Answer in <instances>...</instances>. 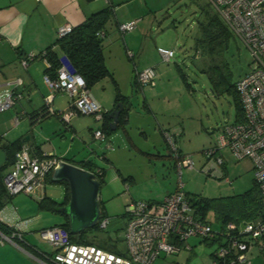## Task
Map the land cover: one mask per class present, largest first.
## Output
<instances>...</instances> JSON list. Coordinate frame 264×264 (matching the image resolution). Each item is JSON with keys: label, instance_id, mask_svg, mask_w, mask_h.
<instances>
[{"label": "crops", "instance_id": "obj_1", "mask_svg": "<svg viewBox=\"0 0 264 264\" xmlns=\"http://www.w3.org/2000/svg\"><path fill=\"white\" fill-rule=\"evenodd\" d=\"M128 4V0H108V2L105 0H0V92L12 89L22 95V98L11 109L0 113L2 116L0 118V143L19 140L22 143L21 147L28 146L33 156L44 154L54 156L61 161L93 172L97 180H100V186L105 183V169L101 165L107 166L114 172L113 181H118L124 186V195L118 194L114 197L128 196L125 198L128 200L125 208L135 201L162 202L166 196L177 190L183 170L198 171L204 174L205 169L210 167L213 174L225 175L223 173L225 161L220 154L222 149H219L211 158L206 157V153L214 149L215 144L203 148L197 154L198 158L204 160L199 169L195 168L194 162L192 169L179 168L180 161L184 157L191 158L192 156L193 158V155L189 154L190 152H184L178 144V140L184 135V129L177 123L172 124L173 119L164 116V110L159 106L161 104L160 97L163 96L165 90V86L161 85V79L167 74L166 70L161 68L160 63H170L172 58L165 61L156 51L159 60L156 58V54H153L154 59L151 58L142 68V70L155 69L154 83L149 86H140L136 82L135 70L138 69L131 63L135 58L132 48L136 49L137 46L134 44L136 35L134 36L133 32L143 19L138 13L123 14L122 10ZM107 7H112V16L99 36L103 38V54L109 74L96 82L89 90L91 93L92 89L105 82L102 85V90L103 95L107 92V97L103 96L100 97V100H96L101 106V115L99 118L73 116L69 125L66 126L62 122L61 116L69 109L68 95L53 94L50 105L48 106L46 103L47 97L52 92L43 81L44 75L51 77V73L48 72L51 65L44 57L45 51L50 48L58 57H62L63 53L57 44L58 28L66 25L71 28L77 27ZM132 21H136L133 31L122 32L119 30L120 24ZM197 25L199 37L201 33L199 24L197 23ZM232 35L235 41L242 44L233 33ZM198 37L195 38V42ZM202 50L200 45L196 47L195 59L203 56ZM206 54L212 64L211 56ZM28 56H33V59L24 68L20 61ZM175 68L181 82L187 85L180 68L177 65ZM205 70L206 68L201 69V72L204 73ZM17 81H20L21 84H17ZM135 95L140 99L136 101ZM220 95L222 94L220 93ZM117 96L121 98L118 102L116 101ZM118 103L122 104L123 109L118 116L115 130H111L109 115ZM48 109L51 112L47 111ZM106 115L109 117L108 120L105 118ZM8 124H11L14 129L5 132L4 128ZM106 125L109 131L106 130ZM96 131H101L103 138H95ZM9 136L12 139L10 141L6 140V137ZM175 155L178 156L175 157ZM217 157L222 159L221 164L215 160ZM164 158L172 161V167L178 174L177 186L174 189L156 194L149 192L144 194L136 190L128 192L131 185L134 189L138 182L151 180L159 166L157 164H160ZM153 160L159 163L154 164ZM131 163H134L135 167L131 168L129 166ZM162 166L164 165L162 164ZM101 172H103L102 177ZM50 174L52 175V173ZM52 182H48L45 178L42 188L32 196L16 195L13 197L15 199L13 203L11 200L0 210V223L21 235V240L16 241L22 244L21 247L16 242L4 241L0 243L1 251H6L5 248L8 246L18 255L25 257L24 253H26L32 257H38L40 263L51 264L50 254L53 255L55 250L52 247L50 251L43 248L44 245H49L40 239L39 232L63 224L65 218L56 213L61 216L59 222L49 226L37 225L38 230H32L34 226L30 224L31 218L28 213L34 212V205L33 207L31 205L33 201L35 202L33 204L37 206L36 209L45 212L47 210L39 208V202L43 199H51L57 203L64 200L65 187L64 195L62 193L60 198H56V193L47 188V184ZM57 184L64 186L61 183ZM136 198H145L146 200ZM20 207H24L23 211L25 208L31 210L26 213L20 212ZM124 217H126L125 209ZM207 221L212 226L209 214ZM217 224H219L217 228L213 226L212 228L216 230L222 227L218 221ZM192 241L189 244L190 250H181L174 255L162 254L152 264H212L213 250L209 249L212 245L197 238H192ZM42 244L44 245L42 246ZM202 245L207 246L209 251L201 248ZM158 260L161 262L158 263ZM251 263L264 264V248L257 245L253 247Z\"/></svg>", "mask_w": 264, "mask_h": 264}, {"label": "built area", "instance_id": "obj_2", "mask_svg": "<svg viewBox=\"0 0 264 264\" xmlns=\"http://www.w3.org/2000/svg\"><path fill=\"white\" fill-rule=\"evenodd\" d=\"M108 2V0H105ZM218 17L248 49L253 58L250 70L235 83L239 97L242 121L225 124L219 130L216 145L206 153L211 158L219 149L228 148L237 161L247 160L253 170V179L264 201V0H207ZM136 21L119 25L122 32H131ZM72 31L69 25L59 27L57 38ZM158 54L169 61L174 51L157 48ZM33 56L20 61L26 68ZM49 66V65H48ZM156 78L154 68L135 70V80L140 86L152 85ZM44 83L52 94L47 97L49 106L53 94L64 93L69 97V109L61 120L68 126L73 116L100 117L101 106L85 86L84 79L76 74L68 61L60 58L55 77L44 75ZM21 84L20 81L16 82ZM22 95L12 89L0 92V113L11 109ZM47 111L51 112L50 109ZM95 138H103L101 131ZM178 155H175L177 157ZM222 163L220 157L215 158ZM58 158L50 155L33 156L28 146H22L14 162L3 177L9 196H32L42 188L48 174L58 166ZM179 168L192 169L193 161L184 157ZM206 170V169H205ZM181 171L179 170V174ZM191 196L183 191L179 180L177 190L160 203L135 201L125 208V255H116L96 246L74 243L69 233L61 227L43 229L39 237L55 250L49 258L51 264H152L160 255H174L190 250L188 241L197 238L215 245L212 264H252L253 247L264 248V218L243 222H228L220 229H213L201 221L191 203ZM109 219L100 217L97 226L104 230ZM21 240L16 232L5 236L0 233V243ZM48 259V258H47Z\"/></svg>", "mask_w": 264, "mask_h": 264}, {"label": "rangeland", "instance_id": "obj_3", "mask_svg": "<svg viewBox=\"0 0 264 264\" xmlns=\"http://www.w3.org/2000/svg\"><path fill=\"white\" fill-rule=\"evenodd\" d=\"M128 3V6L121 9L123 14L134 12L140 14L139 16L143 19L133 32V35H136L134 44L137 46L136 49L132 48L135 58L131 63L138 70H142L151 58L154 59L153 54H156V58H158L157 48L174 51L170 63H160L161 68L166 70L167 74L161 79V85L165 86V90L163 96L160 97L161 104L159 106L164 110V116L173 119L172 124L177 123L184 129V135L178 140V144L184 152H190L189 154L193 155V158L190 156L195 168L199 169L204 162L197 156L199 151L210 147V145H216L219 130L223 125L234 122L237 113L230 94L227 92L222 95L216 93L209 83L208 76L201 72V69H208L210 63L204 48H202L203 56L195 59V51L198 46L195 38L199 35L197 23L215 13V10L207 0H128ZM220 59H223L226 65L223 67L222 62L218 65L223 67L221 71L229 77L231 83H235L243 74L247 73L253 63L248 49L235 40L228 50L220 54L216 62ZM175 65L180 68L187 85L181 82ZM103 83L100 86L95 85L96 87L94 86L95 88L91 91L97 101L100 100V97H107V92L103 95ZM138 99L140 98L135 95V100ZM13 129L14 127L8 124L4 131L10 132ZM10 138V136L6 137V140H12ZM220 154L225 161L223 168L225 175L213 174L210 167L206 168L204 174L198 171L183 170L180 180L184 185L185 193L191 197L201 196L211 199L240 195L252 187L254 179L250 162L235 160L228 148L222 149ZM153 161L154 164L159 163L156 160ZM157 165L159 166L151 180L138 182L134 189L131 185L128 192L136 190L144 194L147 192L156 194L174 189L177 186L178 174L172 167V161L164 158ZM129 166L133 168L135 164L131 163ZM101 167L105 169V183L100 186L98 201L103 205V213L109 218L110 223L105 230L95 228L87 230L84 237L102 243L103 247L113 248L115 246L119 252L124 253L126 250L124 206L128 201L125 198L128 196L114 197L118 194L124 195V186L118 181H113L114 172L112 170H109L107 166L101 165ZM47 188L56 193V198H60L62 193L64 195V186L60 184L48 183ZM136 199L146 200L145 198ZM153 199L156 200L154 197ZM14 200L13 198L12 203ZM33 203L35 202L33 201L31 204L32 207L34 205V212L28 213L31 218L30 224L34 226L32 230H38L37 227L40 225H54L61 219V216L54 212H42L36 209L37 206ZM23 208L20 207V212L26 213L31 210L25 208L23 211ZM11 211L15 214L13 210ZM209 220L214 228L219 226L213 211L209 212ZM192 242V239L188 241L189 244ZM43 248L50 251L51 247L44 245ZM201 248L208 251L209 249L214 250L215 245L210 246L209 249L202 245ZM5 250H0V264H43L36 257L26 253H24L25 257L18 255L8 246ZM159 261L157 262L159 263Z\"/></svg>", "mask_w": 264, "mask_h": 264}, {"label": "trees", "instance_id": "obj_4", "mask_svg": "<svg viewBox=\"0 0 264 264\" xmlns=\"http://www.w3.org/2000/svg\"><path fill=\"white\" fill-rule=\"evenodd\" d=\"M112 11V7H107L97 14L92 15L81 25L72 28V31L65 37L58 39L57 44L63 53L62 57H58L50 48L45 51L44 57H46L51 65L48 72L51 73L52 78L55 77L60 58L68 61L73 71L84 79L85 86L88 90L96 82L108 76L109 73L103 54V38L99 36V33L104 31L106 23L112 16ZM198 24L201 34L196 39V44L204 48L211 56L212 61V64L204 73L208 76L209 83L216 93L223 94L227 92L230 94L237 112L235 121L241 122L242 112L239 97L235 90V83H231L229 77L221 71V68L226 65L223 59L216 62L220 54L228 50L234 40L233 35L216 13L210 14V16L199 21ZM220 62H222L223 67L218 65ZM120 100V96H117L116 101L118 102ZM105 118L108 120V115ZM106 130L109 131L107 125ZM21 145L22 143L19 140L0 143V149L6 154L7 158L5 165L0 169V210L13 198L6 192L3 177L5 171L13 164L15 153L20 149ZM102 175L103 172H101V177ZM46 179L48 182H52L51 174H48ZM61 184L65 187L66 195L64 200L61 203H57L51 199H43L39 202V208L63 215L65 218L63 224L57 226L66 230L70 235L71 241L74 243L96 246L110 253L124 256L125 253L119 252L115 246L113 248L109 246L103 247L102 243L85 238L84 234L89 229L80 234L70 233L68 217L59 211L69 201V189L65 182ZM191 203L201 221L208 222L207 215L210 211H213L214 215H216V220L222 227L228 222L239 223L264 218V201H262L260 191L254 181L252 187L240 195L211 199L195 196L191 198ZM99 208L101 217H105L103 205H101L100 201ZM95 229H98V226H95ZM12 232H15L12 228L0 223V233L9 236ZM15 242L19 244L17 241ZM20 246L22 247V244Z\"/></svg>", "mask_w": 264, "mask_h": 264}, {"label": "water", "instance_id": "obj_5", "mask_svg": "<svg viewBox=\"0 0 264 264\" xmlns=\"http://www.w3.org/2000/svg\"><path fill=\"white\" fill-rule=\"evenodd\" d=\"M122 109V104L118 103L110 113L111 130H115ZM6 159V154L0 149V169L5 165ZM51 180L55 183L65 182L68 185L69 201L59 211L68 217L70 233L80 234L87 229L95 228L101 217L98 201L100 182L95 174L61 161L53 170Z\"/></svg>", "mask_w": 264, "mask_h": 264}]
</instances>
